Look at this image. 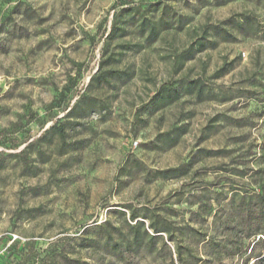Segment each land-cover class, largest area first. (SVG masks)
<instances>
[{"label": "rangeland", "instance_id": "obj_1", "mask_svg": "<svg viewBox=\"0 0 264 264\" xmlns=\"http://www.w3.org/2000/svg\"><path fill=\"white\" fill-rule=\"evenodd\" d=\"M263 111L264 0H0V264H264L231 245Z\"/></svg>", "mask_w": 264, "mask_h": 264}, {"label": "trees", "instance_id": "obj_2", "mask_svg": "<svg viewBox=\"0 0 264 264\" xmlns=\"http://www.w3.org/2000/svg\"><path fill=\"white\" fill-rule=\"evenodd\" d=\"M118 6V5H117ZM122 6V5H121ZM136 4L133 3H127L125 5V9H121L118 12H114L111 22L109 24V30L106 33L105 28L102 30H98L96 33V40L92 39L91 40V49L95 50L98 48V46L101 44V50H100V57L104 58V55L107 51V47L109 46L110 42L114 39H122L125 36L126 28L125 25H123L122 21V15L126 12H131L134 11L137 12ZM121 8V7H120ZM115 8H113L114 10ZM102 71V65L99 64L98 69L94 75L90 78V82L94 80L98 75H100ZM161 95L158 93L155 95V98H159ZM162 100V98H160ZM167 99L171 100L172 96H167ZM59 99H56V101ZM55 104V103H54ZM53 106V105H52ZM74 105L68 107L66 105L62 109V113L64 114L67 109L69 111L64 114L62 119L67 118L69 114L72 112ZM264 115V111L260 116ZM54 118V117H53ZM52 118V119H53ZM60 119H56L54 124L49 128V130H55L58 137L63 140L66 136L65 128L63 125H59ZM18 124H16L17 126ZM42 136V135H41ZM17 144L14 145L16 147ZM262 146L263 148L261 149V155H264V137L262 139ZM24 153L23 151L20 152L19 156H23ZM248 172H251L250 170ZM248 173L245 172L244 175L246 176ZM249 182L253 184L258 190L257 192H253L252 194H245V195H239L236 193L234 195V198L237 199V204L235 208V216L238 218V220H242V224H244V228L240 229V225H238V230L235 231L232 230V241L231 245L233 246V251H241L242 248L245 246V252L244 254L247 253V251L252 252L254 247L256 245H262V251H264V167H258V169L253 172L249 178ZM204 213L207 212V208L209 206L207 204L203 205ZM151 230L154 235H157L159 233H165L168 235V238L170 241L174 242L172 237V231L168 229H158L156 227H151ZM189 232H197L194 231L193 229H187ZM260 236V237H259ZM259 237V238H258ZM205 237H202V241H204ZM256 238H258L257 241ZM262 238V239H260ZM19 242L13 241L12 244L9 246L7 249L9 257H15L16 255H19L20 253L18 252ZM27 246V244L24 245V247ZM181 246L176 247V256L180 264L185 263L184 259L182 258L181 255ZM254 256L259 259V261L264 262V252H259V253H254ZM26 259L22 256H20V260L16 261L15 259L12 258L11 262L4 261L1 264H24Z\"/></svg>", "mask_w": 264, "mask_h": 264}]
</instances>
